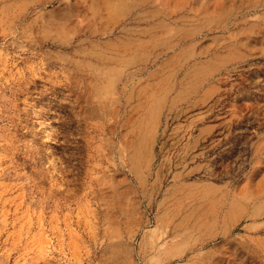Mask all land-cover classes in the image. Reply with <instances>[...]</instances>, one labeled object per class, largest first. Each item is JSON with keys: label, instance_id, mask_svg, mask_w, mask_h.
Returning <instances> with one entry per match:
<instances>
[{"label": "rangeland", "instance_id": "1", "mask_svg": "<svg viewBox=\"0 0 264 264\" xmlns=\"http://www.w3.org/2000/svg\"><path fill=\"white\" fill-rule=\"evenodd\" d=\"M0 264H264V0H0Z\"/></svg>", "mask_w": 264, "mask_h": 264}, {"label": "bare ground", "instance_id": "2", "mask_svg": "<svg viewBox=\"0 0 264 264\" xmlns=\"http://www.w3.org/2000/svg\"><path fill=\"white\" fill-rule=\"evenodd\" d=\"M153 164V163H152Z\"/></svg>", "mask_w": 264, "mask_h": 264}]
</instances>
